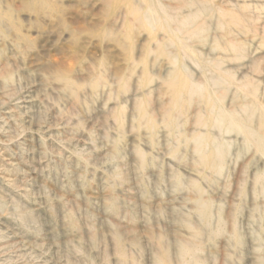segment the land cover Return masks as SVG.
Returning <instances> with one entry per match:
<instances>
[{
    "label": "rangeland",
    "instance_id": "rangeland-1",
    "mask_svg": "<svg viewBox=\"0 0 264 264\" xmlns=\"http://www.w3.org/2000/svg\"><path fill=\"white\" fill-rule=\"evenodd\" d=\"M181 246L264 264V0H0V264Z\"/></svg>",
    "mask_w": 264,
    "mask_h": 264
},
{
    "label": "bare ground",
    "instance_id": "bare-ground-1",
    "mask_svg": "<svg viewBox=\"0 0 264 264\" xmlns=\"http://www.w3.org/2000/svg\"><path fill=\"white\" fill-rule=\"evenodd\" d=\"M129 10H130L132 13H134V14H137V13H138V11H137L132 5L129 6ZM171 81H172L173 83L175 82V85L178 84V83H176V82H177V78H176L175 76L172 77ZM175 88H176V86H175ZM180 88H181V89H186L187 92H191V91L194 90V86H193V84H191V83H189V82H188V83H183L182 86H181ZM199 89L202 90L201 87H199ZM177 93H179L178 90H177L176 92H174V94H175L174 97H175L176 99H178V95H177ZM176 99H175V101H176ZM208 101H209V100H208ZM210 101H211V100H210ZM212 105H213V104H212ZM215 105H216V104H215ZM215 105H213V106H215ZM225 116H227V120H228L229 124H230L231 126H237V128L241 129V130L245 133L247 139H248L250 142H254V143H255L257 146H259V147L262 145V141L258 138L257 134H256L255 132L251 131V129H249L248 127H246L244 124H242V123H240L239 121H237L236 118H235V116H233L232 114H226ZM221 118H222V120H223L224 116H221ZM217 155H218V153H217ZM199 207H200V209H201L203 215H204L205 217L208 216V208H207V205H205V204L202 203V204H200ZM180 256H181V258H182V262H181V264H188L186 260H188V258H189V253H188V250H187V248H186L185 246H181V247H180Z\"/></svg>",
    "mask_w": 264,
    "mask_h": 264
}]
</instances>
